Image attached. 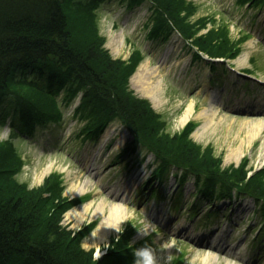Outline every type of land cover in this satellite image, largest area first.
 Segmentation results:
<instances>
[{"label": "rangeland", "instance_id": "1", "mask_svg": "<svg viewBox=\"0 0 264 264\" xmlns=\"http://www.w3.org/2000/svg\"><path fill=\"white\" fill-rule=\"evenodd\" d=\"M191 1L196 6L191 16L193 20L203 16L207 18L208 26L224 24L229 27L232 38H245L239 56L245 51H249V56L241 62L239 57L231 61L235 68L254 71L264 77V7L241 6L239 0ZM152 6L151 0H143L132 7L128 0H109L95 10L100 32L105 37L103 45L113 58L126 59L137 47L143 53L141 63L158 70L153 79L161 78V100L155 105L144 89L131 79L132 76L130 87L137 94L150 98L153 107L165 119L166 130L171 133L182 130L189 120H197L192 138L201 145L211 146L214 155L221 158L222 166L238 164L244 157L251 170L263 166L264 123L254 138L243 141L240 158L228 156V153L231 145L238 143L234 135L245 131L247 121L264 120V86L228 67L223 70L220 63L213 64L216 69L211 71L210 61L196 58L195 49L176 30H169L166 39L149 37L151 29L158 25L151 20L156 15ZM112 34L121 38L118 48L111 43ZM79 102L74 100L69 105L62 102L63 119L37 127L32 136L11 133L10 116L4 121L0 117V140L14 135L13 139L10 138L21 155V168L15 177L26 189L40 187L50 173L59 172L63 195L85 198L73 205L74 208L81 209L85 203L100 199L107 204L116 202L126 206L127 216L120 229L100 241L91 232L102 215L92 218L89 215L91 209L81 222L75 223L66 215L69 208L62 214L60 223L73 234L95 220L93 229L81 238L80 243L81 248L92 251L93 259L105 256L113 238H117L121 230L136 225L134 233H130L129 243L142 237L149 238L157 264L174 263L181 254L185 255L183 261L178 262L180 264H225L226 261L231 264H264V234L259 233V228L264 225L261 215L252 211V199L240 195L236 202L223 201L213 207L215 213L203 201L196 203L195 178L199 174L186 167L182 168L189 173L188 179L181 183L179 193L175 191L174 177L168 175L158 186V193L150 195L143 181L154 161L152 149L142 140L136 141L135 134L119 117L111 120L99 139L82 142L85 135L80 137L79 132L87 118L77 109ZM189 104H193V108L182 122L181 115ZM8 113H12V109L9 108L4 115ZM212 117L213 122L204 128V123ZM126 145L129 153L123 154ZM134 147L136 150H132ZM50 162L54 163L51 171L44 173L39 180L42 170ZM1 180L7 188L1 200L9 193L23 190L21 185L5 178ZM204 182L205 178H201V183ZM72 183L86 184L88 188L73 193L70 190ZM42 218L37 214L30 221L43 223ZM216 235L223 238L222 243L212 239ZM98 249L101 252L99 257L96 256ZM207 253L214 257L204 262L203 255Z\"/></svg>", "mask_w": 264, "mask_h": 264}, {"label": "trees", "instance_id": "2", "mask_svg": "<svg viewBox=\"0 0 264 264\" xmlns=\"http://www.w3.org/2000/svg\"><path fill=\"white\" fill-rule=\"evenodd\" d=\"M104 1L0 0L2 120L10 116L13 134H30L38 124L61 119L60 95L64 94L68 104L82 91L79 111L87 121L79 135L93 137L119 117L135 134V140H142L154 151L160 162L158 173L169 167H186L205 178L204 194L216 193L219 198L231 196L228 192L241 185L239 189L252 194L264 214V167L248 176L250 166L245 157L237 165L222 166L211 146L190 137L195 121L169 132L161 113L130 87L129 77L143 53L134 47L128 58H113L104 47L105 37L95 16ZM141 1L130 0V5ZM151 1L156 14L151 20L158 24L151 29V36L167 38L169 30L177 28L211 56L238 54L244 39L231 38L227 25L214 21L216 25L208 26L203 16L193 20L196 6L191 0ZM9 108L12 113L4 115ZM10 137L0 140V197L7 192L2 178L24 185L15 177L21 168V155ZM75 202L63 195L59 172L50 173L38 188L24 186L0 199V264H130L131 227L118 239L113 238L102 258L93 259L91 250L80 247L81 238L94 222L75 234L60 223L64 211ZM37 214L43 216V223L30 221ZM181 257L170 264H178Z\"/></svg>", "mask_w": 264, "mask_h": 264}, {"label": "bare ground", "instance_id": "3", "mask_svg": "<svg viewBox=\"0 0 264 264\" xmlns=\"http://www.w3.org/2000/svg\"><path fill=\"white\" fill-rule=\"evenodd\" d=\"M116 35L112 34L110 35L111 43L115 45L116 48H118L117 43L121 42V38L115 37ZM114 37V38H113ZM117 50V49H116ZM249 56V51H245L242 55L239 56L238 61L241 62L243 60H247ZM141 63V62H140ZM138 64L137 68L134 70L132 74V80H134L136 83H138L145 91L147 96H149L153 102H155V105L159 103L160 99V91H161V78H157L156 80L153 79L154 76L157 75L158 70L155 68H149L146 63ZM156 74V75H155ZM149 98V99H150ZM193 108V104L187 105L184 113L181 115L182 122H184L187 117L189 116V113L191 109ZM214 117V116H213ZM213 117L204 123L203 127L209 126L213 122ZM249 122V123H247ZM245 131L238 134L236 137L234 135V140L238 143H233L229 150V155H235L236 158H240L242 155V143L244 140H247L249 137H255L259 132L260 128L262 127L264 120H252L247 121ZM53 162H50L41 172V175H39L38 179H42V175L45 173H48L51 171L53 167ZM47 171V172H46ZM88 187L86 184H76L72 183L71 185V191L74 192H84ZM108 205V206H107ZM106 207H108V212L105 213ZM92 209V212L89 214L92 218H96L99 215H102L100 218L97 226L94 228V230L91 232V235L96 237L97 240H103L109 236V233L112 231H117L120 229L121 225L126 219L127 216V208L123 205V203H116L111 202L108 203L104 199L100 200H93L85 203L81 209L79 208H71L69 211H67V217L70 219H73L75 223L81 222L84 217L87 216V212ZM171 244V243H169ZM101 255L100 250L98 249L96 256L99 257ZM214 257V255L207 253L203 255V258L205 259L204 262H206L209 258ZM225 264H231V262H227Z\"/></svg>", "mask_w": 264, "mask_h": 264}, {"label": "clouds", "instance_id": "4", "mask_svg": "<svg viewBox=\"0 0 264 264\" xmlns=\"http://www.w3.org/2000/svg\"><path fill=\"white\" fill-rule=\"evenodd\" d=\"M138 229L147 233L146 230ZM128 247L131 248L133 254L132 264H157L154 249L147 242L141 246H133L131 242Z\"/></svg>", "mask_w": 264, "mask_h": 264}]
</instances>
